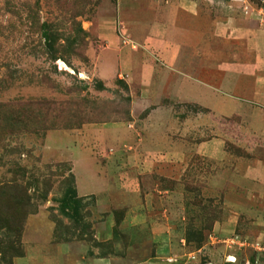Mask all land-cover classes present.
<instances>
[{
	"label": "rangeland",
	"instance_id": "obj_1",
	"mask_svg": "<svg viewBox=\"0 0 264 264\" xmlns=\"http://www.w3.org/2000/svg\"><path fill=\"white\" fill-rule=\"evenodd\" d=\"M191 1L0 0V264H264L254 53Z\"/></svg>",
	"mask_w": 264,
	"mask_h": 264
},
{
	"label": "crops",
	"instance_id": "obj_2",
	"mask_svg": "<svg viewBox=\"0 0 264 264\" xmlns=\"http://www.w3.org/2000/svg\"><path fill=\"white\" fill-rule=\"evenodd\" d=\"M197 1H191L185 9L190 13L197 6ZM209 7L216 6L215 23L213 32L217 37L226 39L222 42H228L233 46L244 47L246 51L244 56L234 51L231 55L232 60L226 64L230 69L238 72L242 77L250 78L252 76L254 91L253 95L260 101L264 100V13L260 9L252 7L250 12L243 13L240 8L239 0H199ZM255 6V5H254ZM248 13V14H247ZM247 14V17H246ZM245 51V52H246ZM239 54V55H238ZM254 61H251V57ZM246 57L248 58L246 60ZM201 87V85L199 86Z\"/></svg>",
	"mask_w": 264,
	"mask_h": 264
},
{
	"label": "trees",
	"instance_id": "obj_3",
	"mask_svg": "<svg viewBox=\"0 0 264 264\" xmlns=\"http://www.w3.org/2000/svg\"><path fill=\"white\" fill-rule=\"evenodd\" d=\"M68 201H69V198H68ZM63 205L67 208V205H68L67 200L63 202Z\"/></svg>",
	"mask_w": 264,
	"mask_h": 264
},
{
	"label": "bare ground",
	"instance_id": "obj_4",
	"mask_svg": "<svg viewBox=\"0 0 264 264\" xmlns=\"http://www.w3.org/2000/svg\"><path fill=\"white\" fill-rule=\"evenodd\" d=\"M60 67L66 68L65 64L63 62H60Z\"/></svg>",
	"mask_w": 264,
	"mask_h": 264
}]
</instances>
